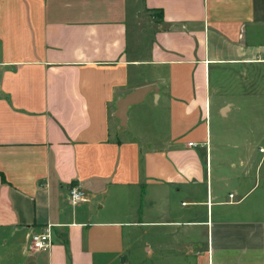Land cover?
Here are the masks:
<instances>
[{
	"label": "crops",
	"instance_id": "crops-1",
	"mask_svg": "<svg viewBox=\"0 0 264 264\" xmlns=\"http://www.w3.org/2000/svg\"><path fill=\"white\" fill-rule=\"evenodd\" d=\"M249 63L264 0H0V264H264V143L213 123Z\"/></svg>",
	"mask_w": 264,
	"mask_h": 264
},
{
	"label": "rangeland",
	"instance_id": "rangeland-1",
	"mask_svg": "<svg viewBox=\"0 0 264 264\" xmlns=\"http://www.w3.org/2000/svg\"><path fill=\"white\" fill-rule=\"evenodd\" d=\"M226 70L212 68L213 123L228 131V144L247 138L264 143V66L231 64ZM253 101L260 104L254 105ZM230 102L236 107L228 116H221L219 106Z\"/></svg>",
	"mask_w": 264,
	"mask_h": 264
},
{
	"label": "built area",
	"instance_id": "built-area-1",
	"mask_svg": "<svg viewBox=\"0 0 264 264\" xmlns=\"http://www.w3.org/2000/svg\"><path fill=\"white\" fill-rule=\"evenodd\" d=\"M190 145H194V142H190ZM263 151V149H261ZM70 200L74 205H78L85 197V192L79 185H73L69 189ZM233 194L230 197L233 198ZM51 225H47L45 230L33 232L30 235V241L32 249L35 251H40L48 248L52 245L51 237Z\"/></svg>",
	"mask_w": 264,
	"mask_h": 264
},
{
	"label": "water",
	"instance_id": "water-1",
	"mask_svg": "<svg viewBox=\"0 0 264 264\" xmlns=\"http://www.w3.org/2000/svg\"><path fill=\"white\" fill-rule=\"evenodd\" d=\"M153 89H157L155 84H147L136 88L133 92L128 94L125 98L121 99L117 105V117H119L123 122L127 120V111L130 105L141 102L144 97ZM229 108L225 107L222 109V114H226Z\"/></svg>",
	"mask_w": 264,
	"mask_h": 264
}]
</instances>
